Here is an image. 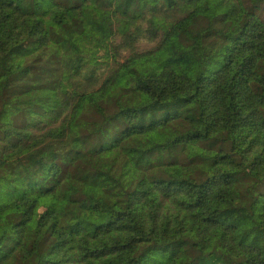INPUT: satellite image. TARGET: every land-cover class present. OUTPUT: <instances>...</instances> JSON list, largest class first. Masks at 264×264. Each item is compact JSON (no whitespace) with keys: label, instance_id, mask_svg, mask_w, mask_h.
Returning <instances> with one entry per match:
<instances>
[{"label":"trees","instance_id":"obj_1","mask_svg":"<svg viewBox=\"0 0 264 264\" xmlns=\"http://www.w3.org/2000/svg\"><path fill=\"white\" fill-rule=\"evenodd\" d=\"M211 36L223 62L209 74L200 57L140 70L175 39L203 51ZM112 37L132 54L125 61ZM141 37L156 42L149 56H134ZM51 53L60 86H29L0 109V264H184V235L235 232L237 216L264 244V191L258 212L241 194L264 184V0H0L3 87ZM154 110L170 134L139 154L154 155V168L133 182L127 156L141 131L127 122ZM171 146L188 151L187 174L174 180L162 171ZM104 149L121 161L81 162ZM196 156L211 161L206 174ZM170 203L179 215H166ZM237 241L198 264H264L260 248Z\"/></svg>","mask_w":264,"mask_h":264},{"label":"rangeland","instance_id":"obj_2","mask_svg":"<svg viewBox=\"0 0 264 264\" xmlns=\"http://www.w3.org/2000/svg\"><path fill=\"white\" fill-rule=\"evenodd\" d=\"M97 30L99 32V35L102 37L103 28L99 22L97 24ZM111 40L113 41L112 52L115 53L117 57L122 61H125L127 57H130L132 55L118 37H112ZM114 42L116 43L114 44ZM135 44L137 51L134 56H149L147 52L150 51V49L154 48L156 42L145 37H141ZM220 45L221 43L219 38L216 36H211L206 40L205 46H203L204 49L203 51H201L197 47L186 45L180 42L179 39H175L168 46H166L164 50L154 54L147 63L141 65L140 70L157 72L163 65L167 63H171L174 61H191L200 57V59H202L203 61L204 73L209 74L217 70L223 62V56L218 53ZM99 52L101 55H103V47L100 48ZM59 56V53H51L41 64H34L31 67H27L28 65L25 66L23 69L27 71L23 74L20 80H15L14 83L12 82V86L9 89H5L3 87L4 81H2L0 83V109L9 98L12 101H15L16 96L22 94L21 90L28 89L29 86L44 85L47 88H58L60 86L59 69L61 67ZM20 58L21 55L19 49L13 50L7 58V65L9 67H14L16 62ZM42 68H46L49 71H43L41 70ZM102 70H104L105 73L109 71V68L106 66V60L103 61L100 65L99 71L101 72ZM253 89L255 91L258 90L254 85ZM158 120L159 116L154 110L146 111L137 120L127 122V126H134V128H139V130L141 131L140 133L137 132V137L135 136V140L131 144V151L127 156L128 163L131 168L128 173V178L133 182H136L141 172L145 173L147 170L154 168V155H148L147 158H141L139 154L143 153L148 148L153 147L157 142V136L161 140H165L170 134V130L168 128L161 127L159 129H156ZM110 128L111 126L106 125L102 132L92 135L88 140L89 145L99 146V143H103L104 136ZM155 131L156 133H154ZM7 139L16 142V140H18V135L12 134V136L8 137ZM169 149L174 153V155L171 158H166L165 160V164L162 168L164 176L173 180L185 177L187 171L184 168V165L188 162V160L186 159V157L188 156V151L181 150L180 147L177 146H171L169 147ZM97 158H114L117 162L121 161L120 158L117 157V154L115 152H108L104 149L100 152L88 153L84 157V159L81 160V162L90 160V163H93ZM79 162L80 161L77 162L76 166L79 165ZM193 164L204 174H206L208 169L212 167L210 160H206L199 156L193 158ZM18 165L21 164H17L16 167ZM50 184L51 179L42 184V186H48ZM263 191L264 184H247L243 186V188L241 189L243 203L246 205H250L252 199L257 200V203L254 206V211L258 212L260 210V198L257 194ZM178 211V207L173 203H170L166 215L168 217L176 216L179 215ZM229 218L232 219L233 223L237 225L235 232L232 231V233H227L225 230H221L220 232L214 231V234L203 238H199L194 234L184 235V239L188 243L184 245L185 252L182 262L184 264H198V258L199 255L203 254L202 252L207 255H209L210 252L220 253L228 246H230L236 239H239L240 241L237 242H239L240 245L246 248H253L255 246L260 248V250L264 252V244L252 243L251 239L246 236V233L249 230V224H245L244 222H242V217L237 216ZM224 219L228 220V218L225 216ZM200 246H202V248H200ZM142 264H146L145 261ZM156 264L160 263L157 262Z\"/></svg>","mask_w":264,"mask_h":264}]
</instances>
